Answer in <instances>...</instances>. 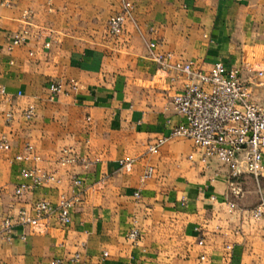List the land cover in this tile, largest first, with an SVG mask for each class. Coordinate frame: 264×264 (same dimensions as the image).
Segmentation results:
<instances>
[{"label": "crops", "instance_id": "0c3cea01", "mask_svg": "<svg viewBox=\"0 0 264 264\" xmlns=\"http://www.w3.org/2000/svg\"><path fill=\"white\" fill-rule=\"evenodd\" d=\"M130 1L131 15L112 37L107 20L120 11V0H0V84L11 95L10 101L0 95V138L10 145L0 150V220L36 199L54 203L59 193L79 194L68 225L51 218L42 233L16 226L11 241L0 234V264H48L55 256L66 264H221L227 244V264H264V215L249 214L258 200L252 176L241 177L242 193L233 198L224 167L204 171L187 159L191 140L173 138L147 151L180 121L170 103L180 81L170 84L156 71L149 43L202 70L217 61L238 68L260 100L264 86L249 68L264 66V0ZM25 10L32 14L27 21ZM25 27L27 41L8 50ZM71 78L76 90L65 84V92L50 94V81ZM29 103L36 111L27 120ZM28 142L39 161L14 160ZM64 147L84 162L60 166ZM123 158L134 159L131 172L120 168ZM23 165L54 172L61 182L18 200L13 192ZM147 165L154 173L142 182ZM133 226L140 230L136 242L128 238ZM75 253L79 260L71 262Z\"/></svg>", "mask_w": 264, "mask_h": 264}, {"label": "built area", "instance_id": "2783aa9c", "mask_svg": "<svg viewBox=\"0 0 264 264\" xmlns=\"http://www.w3.org/2000/svg\"><path fill=\"white\" fill-rule=\"evenodd\" d=\"M133 3L130 0H121L119 12L111 15L107 20V31L117 37L123 29L124 23L130 17ZM32 16L30 10H25L23 17L27 21ZM28 29L22 28L16 32L8 42L7 49L12 50L16 46L24 44L28 39ZM49 47V42L44 43ZM150 58L156 63V71L167 78L170 84L180 81V88L171 96V107L180 121L173 124L168 134H163L148 143L147 151L155 153L168 140L173 138L189 139L193 143V150L187 159L197 162L202 170L207 171L216 164L226 169L228 181V195L237 198L242 193L241 177L250 175L254 178L258 200L249 210L254 219H260L264 215V97L260 100L253 98L248 83L240 76L236 67H229L220 61L214 62L208 70H202L191 60L175 58L169 51H156V43H149ZM32 54V53H30ZM256 77L260 78V85L264 86V66L249 68ZM68 84L72 90H76V79H55L49 82L48 90L51 95L63 93L64 85ZM0 95L6 101L11 100V95L4 85L0 84ZM17 96L22 95L17 91ZM36 106L29 103L23 109V115L27 120L35 116ZM7 120L12 118V112L6 111ZM10 149L5 138H0V150ZM16 161H39L31 143L24 145V150L13 158ZM58 164L62 167L84 162V158L78 156L70 148H62L59 152ZM134 159L123 158L119 160L120 168L125 172H131ZM154 167L147 165L141 176L142 182L153 176ZM218 173V170H215ZM20 181L14 188V197L21 199L26 193L33 192L45 184H59L61 179L54 172L45 170L37 165H23L19 170ZM71 183L79 187L81 180L75 175L70 177ZM139 192H135L138 196ZM79 201V194L67 196L59 193L53 203L47 199H36L29 207H21L15 214H10L0 220V234L7 241H11L16 226H28L32 233H42L48 228L49 219L66 226L71 222V212ZM231 210L235 208V202L228 200ZM230 210V211H231ZM25 238V235H21ZM140 230L136 226L131 227L128 238L136 242L139 240ZM202 244V240L198 241ZM224 261L227 264L231 256L232 246L225 245ZM106 256L107 252H103ZM79 253H75L71 262L79 260ZM205 257L200 256L203 260ZM61 257H52L48 264H66ZM128 264H140L138 260H131Z\"/></svg>", "mask_w": 264, "mask_h": 264}, {"label": "rangeland", "instance_id": "374dc122", "mask_svg": "<svg viewBox=\"0 0 264 264\" xmlns=\"http://www.w3.org/2000/svg\"><path fill=\"white\" fill-rule=\"evenodd\" d=\"M120 2H121V0H120ZM110 16H111V15H110ZM110 16H109V17H110ZM109 17H108V18H109ZM107 32H108V31H107ZM109 35H110V34H109ZM110 36H112V35H110ZM112 37H114V36H112ZM193 63H194V62H193Z\"/></svg>", "mask_w": 264, "mask_h": 264}]
</instances>
